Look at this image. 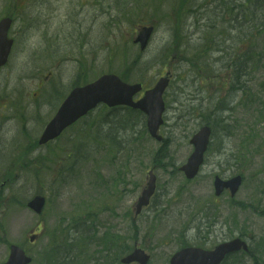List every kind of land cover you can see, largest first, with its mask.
I'll return each instance as SVG.
<instances>
[{"label": "rangeland", "instance_id": "obj_1", "mask_svg": "<svg viewBox=\"0 0 264 264\" xmlns=\"http://www.w3.org/2000/svg\"><path fill=\"white\" fill-rule=\"evenodd\" d=\"M235 1L246 6L255 0H0V19L12 12L17 17L12 29L16 48L0 75V262L10 245L18 244L33 255V264H59L57 258L72 247L78 257L66 258V264H106L108 232L122 241L113 250L112 256L120 254L117 261L141 247L152 255L149 264H170L171 255L187 244L211 248L249 233H257L264 243V216L251 207L240 208L228 191L216 197L213 186L216 175L227 179L245 171L236 199L264 209L262 174L255 177L264 169V150L246 160V170L232 159L242 145L235 139L245 138L249 149L263 146L264 128L257 126L260 141L246 136L260 107L246 92L236 98L230 66L238 61L239 82L246 81L251 94H264V4L256 17L247 15L245 26L237 25L238 41H226L224 18L231 13L220 11ZM219 5V11L213 9ZM145 23L158 26L148 51L141 54L132 41ZM237 49L250 50L245 73L239 54H233ZM109 71L131 81L142 79L147 87L172 73L166 123L160 130L169 142L149 135L145 117L113 123L126 112L115 109L101 122L95 114L56 143L39 147L45 126L75 83ZM224 95L234 99L225 116L235 120L237 135L229 140L214 134L202 173L187 182L179 167L193 150L190 139ZM160 146L161 165L152 156ZM54 153L63 155L54 158ZM151 168L158 175L159 195L135 220V204ZM87 189L97 195L91 197ZM37 194L47 198L41 215L27 207ZM255 258L263 261L264 255ZM226 264L253 260L235 257Z\"/></svg>", "mask_w": 264, "mask_h": 264}, {"label": "water", "instance_id": "obj_2", "mask_svg": "<svg viewBox=\"0 0 264 264\" xmlns=\"http://www.w3.org/2000/svg\"><path fill=\"white\" fill-rule=\"evenodd\" d=\"M10 23V19H5L0 24V34H7V26ZM151 33V29H147L145 33L141 35L139 40L142 45L146 43ZM166 86L165 82H161L158 86L148 92V98L142 102V108L148 110L151 114L150 127L154 131L161 123V113L163 111V105L161 104V94ZM139 88L130 87L113 76H106L99 81L83 87L76 88L68 97L66 102L59 110L56 117L49 123L41 142H47L50 139L58 136L61 131L74 122L78 117L85 114L89 109L94 107L99 101H106L111 105L117 103H129L131 102V96ZM209 128H204L199 134H197L193 143L196 146V152L190 158L189 164L184 167L187 171V175L192 177L197 172L198 166L202 161L203 152L206 149L208 143ZM241 178L236 177L228 182H222L219 179L216 182L217 194H220L225 186H230L232 192L235 193L240 185ZM45 204V198L41 196L35 197L29 205L38 213H40ZM243 243L239 240H233L231 242L223 243L217 247L215 251H205L199 248H186L176 253L172 258V264H218L225 254L230 251L239 249ZM134 259L140 260L143 264H146L147 257L142 256L141 252H135L133 255L125 259L124 261H131ZM31 259L26 257L23 250L17 246L12 247V254L10 260L4 264H27Z\"/></svg>", "mask_w": 264, "mask_h": 264}, {"label": "trees", "instance_id": "obj_3", "mask_svg": "<svg viewBox=\"0 0 264 264\" xmlns=\"http://www.w3.org/2000/svg\"><path fill=\"white\" fill-rule=\"evenodd\" d=\"M246 57V56H245ZM223 123V127L225 128V129H228L229 128V125H227V123H224V122H222Z\"/></svg>", "mask_w": 264, "mask_h": 264}]
</instances>
